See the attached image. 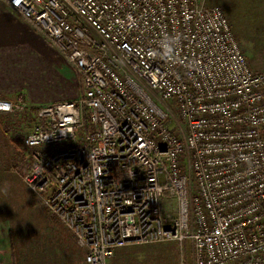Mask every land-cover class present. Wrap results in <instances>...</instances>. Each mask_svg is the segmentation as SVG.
Instances as JSON below:
<instances>
[{
  "label": "built area",
  "instance_id": "1",
  "mask_svg": "<svg viewBox=\"0 0 264 264\" xmlns=\"http://www.w3.org/2000/svg\"><path fill=\"white\" fill-rule=\"evenodd\" d=\"M3 1L79 77L74 100L33 111L0 98V116L32 119L20 178L85 263L186 241L191 264H264V74L223 10L204 0Z\"/></svg>",
  "mask_w": 264,
  "mask_h": 264
},
{
  "label": "rangeland",
  "instance_id": "2",
  "mask_svg": "<svg viewBox=\"0 0 264 264\" xmlns=\"http://www.w3.org/2000/svg\"><path fill=\"white\" fill-rule=\"evenodd\" d=\"M204 4L218 6L223 10L250 68L254 72L264 74V0H204ZM42 58L45 64L43 63V72L33 80L38 85V90L32 91L33 96L42 102L69 99L77 80L80 88L79 77L77 78L62 56L58 55L55 58L53 53L52 55L48 53L47 56L44 53ZM164 105L173 107L169 100L165 101ZM20 117L3 116L0 123L6 125V128L17 125L19 133L15 137H22L28 130V124H19L17 119ZM0 142V215L4 214L9 218L11 229L15 231V241L19 246L28 248L32 245L40 249L44 244L46 247L49 238L57 229L49 224V221L41 219L45 213L44 208L39 199L25 186L20 176L10 175L11 168L17 158L20 162V157L14 151L13 145L11 151L2 137ZM120 250L117 253L119 264H191L186 241L181 246L170 241L127 246Z\"/></svg>",
  "mask_w": 264,
  "mask_h": 264
},
{
  "label": "crops",
  "instance_id": "3",
  "mask_svg": "<svg viewBox=\"0 0 264 264\" xmlns=\"http://www.w3.org/2000/svg\"><path fill=\"white\" fill-rule=\"evenodd\" d=\"M44 53L45 56L48 53L50 55L53 53L55 58L58 55L62 56L39 30L12 11L3 0H0V98L13 102L18 97H22L26 103L37 107L54 103L42 102L32 94V91L38 90V85L33 80H36L38 75L43 72L42 67L45 63L42 57ZM69 67L77 75L75 70L71 66ZM79 95L80 88H78L77 80L72 96L62 101L74 100ZM2 117L0 116V121ZM11 130L12 128H10ZM0 136L12 151V141L4 134L1 123ZM43 211L45 213L41 219L49 221L48 223L54 226L57 231L49 238L50 243L48 242L46 247L43 244L40 249L32 245H29L28 248L19 246L15 241V231L11 229L9 218H6L4 214V216L0 215V264H86L85 250L77 245L72 234L64 225L53 218L45 208ZM122 248L116 249L106 264H119L117 253Z\"/></svg>",
  "mask_w": 264,
  "mask_h": 264
},
{
  "label": "trees",
  "instance_id": "4",
  "mask_svg": "<svg viewBox=\"0 0 264 264\" xmlns=\"http://www.w3.org/2000/svg\"><path fill=\"white\" fill-rule=\"evenodd\" d=\"M36 109H37V106H34L32 108L33 111H35ZM17 121L19 122V124L27 123L28 126H29V124L31 123L32 119L28 118L27 116L21 115V117L19 119H17ZM1 125L3 127L2 130L4 131V134L6 135V137L10 141H12V144H13V146L15 148V151L18 154V156L20 158L23 157L24 152H23V149H22V139H23L25 133H23L22 137L21 136L15 137L16 134L19 133L18 130H17V128H18L17 125L14 124L13 127L11 126L13 131L12 130L10 131V128H8V126L6 128L5 127L6 125L2 124V122H1ZM17 162H18V158L16 159V161H15V163L13 165V168H11V170H12V173L14 175L17 174L18 176H20V173L22 172V168L18 166Z\"/></svg>",
  "mask_w": 264,
  "mask_h": 264
},
{
  "label": "clouds",
  "instance_id": "5",
  "mask_svg": "<svg viewBox=\"0 0 264 264\" xmlns=\"http://www.w3.org/2000/svg\"><path fill=\"white\" fill-rule=\"evenodd\" d=\"M172 42L174 43L175 40H173ZM166 48H167V51H168L169 53H171V51H172L171 44L166 45Z\"/></svg>",
  "mask_w": 264,
  "mask_h": 264
}]
</instances>
